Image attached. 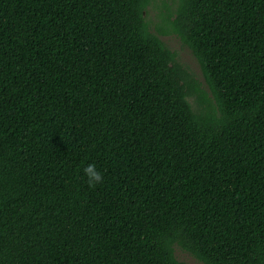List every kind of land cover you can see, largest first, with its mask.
I'll return each mask as SVG.
<instances>
[{"label": "trees", "instance_id": "obj_1", "mask_svg": "<svg viewBox=\"0 0 264 264\" xmlns=\"http://www.w3.org/2000/svg\"><path fill=\"white\" fill-rule=\"evenodd\" d=\"M151 1L0 0V264H264V0Z\"/></svg>", "mask_w": 264, "mask_h": 264}, {"label": "rangeland", "instance_id": "obj_2", "mask_svg": "<svg viewBox=\"0 0 264 264\" xmlns=\"http://www.w3.org/2000/svg\"><path fill=\"white\" fill-rule=\"evenodd\" d=\"M177 3L178 0H152L146 13L147 22L151 31L158 34L169 49L175 52L177 61L183 65L196 80L200 81L202 87L206 89L200 67L195 57L192 55L191 51L182 44L179 37L169 31L170 28L167 22V15L169 13L170 16L174 15ZM159 30L167 32L159 34ZM189 100L193 104L192 99L189 98ZM174 254L178 260L188 264H203L177 245H174Z\"/></svg>", "mask_w": 264, "mask_h": 264}, {"label": "clouds", "instance_id": "obj_3", "mask_svg": "<svg viewBox=\"0 0 264 264\" xmlns=\"http://www.w3.org/2000/svg\"><path fill=\"white\" fill-rule=\"evenodd\" d=\"M83 172L90 186L100 183L103 179L101 172L96 168L95 164H88L84 167Z\"/></svg>", "mask_w": 264, "mask_h": 264}]
</instances>
